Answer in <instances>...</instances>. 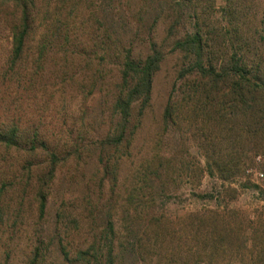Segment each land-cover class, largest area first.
I'll list each match as a JSON object with an SVG mask.
<instances>
[{"label":"rangeland","instance_id":"obj_1","mask_svg":"<svg viewBox=\"0 0 264 264\" xmlns=\"http://www.w3.org/2000/svg\"><path fill=\"white\" fill-rule=\"evenodd\" d=\"M166 1L37 0L17 64L18 9L0 8V123L18 125L27 142L39 128L51 148L80 151L51 186L41 218L37 183L48 157L0 147V264H31L37 248V264H106L111 247L118 264H264V132L251 140L225 102L223 119H212L182 96ZM253 8L264 30V0ZM151 37L168 53L151 102L134 111L121 145L105 144L119 129L123 55H145ZM172 95L178 105L166 121ZM220 159L238 165L226 173L227 190Z\"/></svg>","mask_w":264,"mask_h":264},{"label":"trees","instance_id":"obj_2","mask_svg":"<svg viewBox=\"0 0 264 264\" xmlns=\"http://www.w3.org/2000/svg\"><path fill=\"white\" fill-rule=\"evenodd\" d=\"M255 2L256 0L166 1L171 18V23L167 25L168 36L170 39L174 36L171 54L181 57L176 84L181 83L182 96L193 100L195 107L197 105L196 109L201 107L204 116L212 119L216 116L223 119L220 107L226 103L230 121L243 116V135L246 133L248 138L257 141L260 132H264V30L256 23L257 14L253 8ZM36 5L37 0H0V8L18 9L16 22L12 26V64H17L25 52L32 33ZM218 8L221 10L220 17L216 14ZM186 14L190 21L184 22ZM175 31L178 34H174ZM147 43L148 51L145 55L137 54L134 48L123 55L120 64L121 83L115 93L119 129L115 135L108 136L103 141L105 144L121 145L131 119L133 123L134 111L145 109L151 102L155 77L168 58V53L165 44L158 43L153 37ZM38 54L40 61L47 55V46L43 41L38 47ZM176 99L173 95L170 98L164 115L166 121L173 120V112L175 113L178 105ZM206 108H211L214 112L206 113ZM41 134L38 128L31 133L27 142L18 125L7 127L0 123L1 148L6 151H24L27 154L42 151L48 157V170L39 174L36 193L39 213L44 218L51 186L63 167L75 155L78 156L80 151L77 147L57 151L47 141H39ZM239 138L234 136V144L240 142ZM232 159L235 161V157ZM222 161L220 159L216 162L215 170L223 182L222 190H227L226 173H232L238 165ZM246 186L251 184L247 183ZM206 196L212 198L210 194ZM61 215L63 213L58 216L63 219ZM40 251L41 248L36 249L37 255L31 264H37ZM120 253L113 247L108 249L106 264H118ZM78 254L80 258L84 255L83 251Z\"/></svg>","mask_w":264,"mask_h":264},{"label":"built area","instance_id":"obj_3","mask_svg":"<svg viewBox=\"0 0 264 264\" xmlns=\"http://www.w3.org/2000/svg\"><path fill=\"white\" fill-rule=\"evenodd\" d=\"M261 177H263V175H261Z\"/></svg>","mask_w":264,"mask_h":264}]
</instances>
